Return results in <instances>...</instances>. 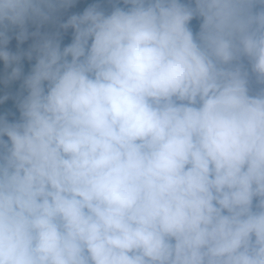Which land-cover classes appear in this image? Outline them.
<instances>
[{
  "label": "clouds",
  "instance_id": "1",
  "mask_svg": "<svg viewBox=\"0 0 264 264\" xmlns=\"http://www.w3.org/2000/svg\"><path fill=\"white\" fill-rule=\"evenodd\" d=\"M0 264H264V0H0Z\"/></svg>",
  "mask_w": 264,
  "mask_h": 264
},
{
  "label": "rangeland",
  "instance_id": "2",
  "mask_svg": "<svg viewBox=\"0 0 264 264\" xmlns=\"http://www.w3.org/2000/svg\"><path fill=\"white\" fill-rule=\"evenodd\" d=\"M14 42H15V41L12 42V46H13V43H14Z\"/></svg>",
  "mask_w": 264,
  "mask_h": 264
},
{
  "label": "trees",
  "instance_id": "3",
  "mask_svg": "<svg viewBox=\"0 0 264 264\" xmlns=\"http://www.w3.org/2000/svg\"><path fill=\"white\" fill-rule=\"evenodd\" d=\"M14 44H15V42L13 43V47H14Z\"/></svg>",
  "mask_w": 264,
  "mask_h": 264
}]
</instances>
